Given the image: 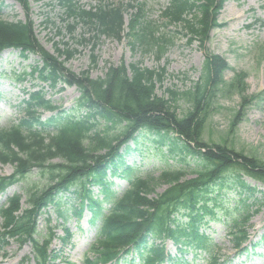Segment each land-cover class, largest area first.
<instances>
[{
  "label": "trees",
  "instance_id": "1",
  "mask_svg": "<svg viewBox=\"0 0 264 264\" xmlns=\"http://www.w3.org/2000/svg\"><path fill=\"white\" fill-rule=\"evenodd\" d=\"M56 1L68 33L81 25L96 38L120 39L123 12L108 0L89 9L74 0ZM224 1L169 0L163 15L169 24L185 29L190 39H201L217 27ZM1 10L0 4V54L12 49L24 59L29 54L39 57L29 72L17 74V80L34 78L52 90L62 80L79 92L74 108L45 121L38 111L56 108L42 90L29 92L21 102V117L0 128V169L5 165L13 169L10 178H0V191L33 171L40 184L26 187L24 208L21 196L8 202L4 238L30 242L36 261L46 263L52 258L51 214L56 226L65 227L69 217L80 218L88 211L91 223L100 224L88 264H115L134 256L140 264H190L186 255L195 260L201 254L206 264H227L213 255L216 246L207 229L214 222L226 226L235 250L245 248L249 222L264 207V190L248 181L264 187V162L225 145L208 144L201 136L226 69L222 59L206 56L191 89L166 90L165 97L158 96L161 74L138 65H111L97 79L88 72L71 74L64 63L74 51L56 49L65 61L59 62L41 48L30 21L4 20ZM136 29L142 33L137 41L148 44L149 27L139 24ZM180 101L187 103L185 111H177ZM133 153L150 161L152 168L127 166L125 158ZM54 159L60 163L52 164ZM114 178L126 182L120 193L113 190ZM39 216L46 221V237L37 229ZM166 241L174 246V255L167 252Z\"/></svg>",
  "mask_w": 264,
  "mask_h": 264
},
{
  "label": "rangeland",
  "instance_id": "2",
  "mask_svg": "<svg viewBox=\"0 0 264 264\" xmlns=\"http://www.w3.org/2000/svg\"><path fill=\"white\" fill-rule=\"evenodd\" d=\"M75 1L85 7L98 3V0ZM110 1L121 4L119 8L124 12L125 31L117 40L105 37L92 40L93 34L81 26L76 27L73 34L68 33L64 12L56 0H27L28 10L17 0H6L2 3V16L8 21L25 18L30 21L37 42L52 56L59 57L56 49L74 51L65 68L75 75L88 71L90 78L96 79L103 77L107 66L120 63L126 67L139 65L148 71L160 73V83H157L156 90L158 96H164L166 90L184 92L191 89L199 78L204 58L209 55L219 57L225 61L226 69L221 73L219 87L211 99L201 133L202 139L208 144L225 145L264 162V0H225L217 15V27L203 38L191 40L190 35L181 27L169 26L163 19L161 12L169 0H142L137 3H132L131 0ZM139 24L150 27L149 31L153 35H150L148 44L137 41L142 37V33L136 31V25ZM131 29L135 31L134 42L131 39ZM141 30L146 29L142 26ZM92 57L95 63L92 62ZM36 60L34 56L21 60L16 52L6 51L0 57V73L11 69L27 72V66ZM61 60L63 57H59V61ZM2 81L0 126L6 125L14 117L15 102L23 96L22 89L12 83V79ZM59 89L62 92L58 94L56 90ZM47 91L54 104L62 109L73 106L78 97L74 87L61 84L54 91ZM176 108L178 112H182L188 105L185 101H180ZM44 116L48 117L49 113ZM138 160L134 154L127 162L130 165ZM156 165L158 164L154 163V167ZM151 168V163L145 160L143 169ZM11 172L12 169L8 166L1 168L2 176ZM30 181L38 183L34 176ZM122 187L124 184L116 188L120 190ZM20 189L19 185H14L0 197V240L3 239V244L0 243V260L5 264H34L28 244L20 245L18 241L3 237L8 225L4 206L11 195L20 193ZM24 200H21L22 204ZM88 220L86 215L78 223L76 220H69V242L61 244L58 239L53 241L51 248L57 251L63 261L84 264L93 233ZM249 224V236L253 243L264 236V207ZM43 227L44 221L41 220L40 228ZM208 233L213 237L220 254L230 259L229 263L264 264L263 244L250 256L239 259L234 258L235 250L221 224H212ZM56 234L63 236L60 228ZM167 248L174 254L170 244ZM193 264L202 262L197 260Z\"/></svg>",
  "mask_w": 264,
  "mask_h": 264
},
{
  "label": "bare ground",
  "instance_id": "3",
  "mask_svg": "<svg viewBox=\"0 0 264 264\" xmlns=\"http://www.w3.org/2000/svg\"><path fill=\"white\" fill-rule=\"evenodd\" d=\"M0 264H5V262L0 260Z\"/></svg>",
  "mask_w": 264,
  "mask_h": 264
}]
</instances>
